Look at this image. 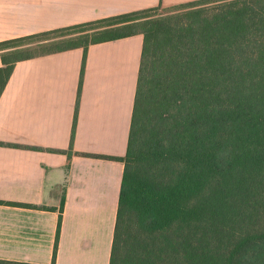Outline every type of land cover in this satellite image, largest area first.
Wrapping results in <instances>:
<instances>
[{"label": "trees", "instance_id": "16d2710c", "mask_svg": "<svg viewBox=\"0 0 264 264\" xmlns=\"http://www.w3.org/2000/svg\"><path fill=\"white\" fill-rule=\"evenodd\" d=\"M177 7L190 8L185 21H142L157 7L1 41L0 96L35 55L8 59L14 43L84 29L36 54L86 52L141 34L109 264H264V0Z\"/></svg>", "mask_w": 264, "mask_h": 264}, {"label": "crops", "instance_id": "0c3cea01", "mask_svg": "<svg viewBox=\"0 0 264 264\" xmlns=\"http://www.w3.org/2000/svg\"><path fill=\"white\" fill-rule=\"evenodd\" d=\"M195 1L0 0V42ZM142 44L15 63L0 96V264H109Z\"/></svg>", "mask_w": 264, "mask_h": 264}, {"label": "rangeland", "instance_id": "374dc122", "mask_svg": "<svg viewBox=\"0 0 264 264\" xmlns=\"http://www.w3.org/2000/svg\"><path fill=\"white\" fill-rule=\"evenodd\" d=\"M191 10L190 8H183L181 7H168V8H158L155 9L154 11L150 12L147 14L145 17L144 15L141 17L146 18L143 19L142 21H185L187 18L185 17V14L189 13ZM187 16V15H186ZM140 17V16H139ZM143 23V22H142ZM141 24H132V27L130 28H124L122 31L123 32H141L144 31L145 26ZM138 25V26H137ZM84 30V29H73L67 32H62V33H57L53 34L50 36V40L48 42H41L42 44L37 45V43H14L13 45L16 46L13 50L10 51H15L13 52V55H10L8 59H11L13 57H26L31 54H36V53H41V52H46V51H51V50H57L60 48H64L67 45H69L70 40L77 38L83 33H80L79 31ZM88 33V32H87ZM65 34H67L65 36ZM89 34V33H88ZM63 35V36H60ZM9 53V52H7Z\"/></svg>", "mask_w": 264, "mask_h": 264}]
</instances>
